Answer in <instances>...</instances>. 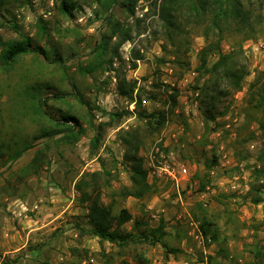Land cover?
<instances>
[{
  "label": "rangeland",
  "instance_id": "374dc122",
  "mask_svg": "<svg viewBox=\"0 0 264 264\" xmlns=\"http://www.w3.org/2000/svg\"><path fill=\"white\" fill-rule=\"evenodd\" d=\"M165 1L132 15L125 0H0L4 41L42 49L6 63L0 46V264H264V0H238L250 24L222 26L229 66L248 71L239 91L211 71L218 55L201 65L212 8L195 21L180 0L172 33ZM138 159L141 199L125 196ZM83 191L127 210L126 244L88 233ZM161 219L175 254L151 242Z\"/></svg>",
  "mask_w": 264,
  "mask_h": 264
},
{
  "label": "trees",
  "instance_id": "16d2710c",
  "mask_svg": "<svg viewBox=\"0 0 264 264\" xmlns=\"http://www.w3.org/2000/svg\"><path fill=\"white\" fill-rule=\"evenodd\" d=\"M125 5L129 9L132 15L135 14L134 5L138 0H125ZM186 3V2H185ZM188 12L192 14L196 20L201 19V15L206 14L209 9L214 11L213 21L216 26L217 36L219 37L217 42H210V34H206V39L208 44L203 48L201 52V65H207V58L211 54L218 55V61L213 65L211 71L222 70L224 78L229 82V84L236 90L239 91L242 88L243 81L248 75V71L244 69L234 68L229 66L230 54H226L221 50V42L223 37V24H226L225 27H230L229 23L234 22L235 25L243 28L250 24L249 13L244 10L243 5L238 0H215L209 2L207 0H187ZM184 5V1L180 0H166L160 9V14L162 13V20L165 22L166 27L174 33L175 31L181 30V25L176 16L180 13V8ZM63 7L67 8V3L63 4ZM212 8V10H211ZM0 46L3 47V59L6 63L13 62L18 56L28 53V52H38L42 51L41 48L33 47L30 41H21V42H11L7 43L4 41L0 33ZM42 53V52H41ZM135 60H141L142 58L137 56ZM136 66V65H135ZM254 86V85H253ZM135 86L126 82L125 80L119 85V94L123 97H128L131 99V102H134L136 109H140L141 100L139 97L136 99L133 96ZM60 97V96H57ZM141 111V110H139ZM143 117H152L146 116L141 112ZM63 121H57L60 126L64 125L69 127L70 121L75 119L71 116L63 118ZM70 128V127H69ZM66 131V130H61ZM61 131L56 132V134L61 133ZM20 155V154H19ZM17 155V157H19ZM135 159H133L134 161ZM148 170L143 167L142 160L138 159L131 169V182L132 185L130 188H126L125 196L134 197L141 199L146 196L152 188V185L148 181ZM82 201L87 203L88 210V220L89 228L88 233L97 236L101 240H107L115 243H124L133 237L131 234L125 235L122 234L118 227L130 221L131 216L127 210H122L118 217L112 215L111 209L106 207L100 202V196H93L92 193L83 191ZM117 226V228L114 227ZM205 236L208 235L207 230L201 227ZM165 232V221L161 219L159 225L151 231V242L159 243L166 250V253L175 254L177 250L169 248L164 242Z\"/></svg>",
  "mask_w": 264,
  "mask_h": 264
},
{
  "label": "built area",
  "instance_id": "2783aa9c",
  "mask_svg": "<svg viewBox=\"0 0 264 264\" xmlns=\"http://www.w3.org/2000/svg\"><path fill=\"white\" fill-rule=\"evenodd\" d=\"M161 169L164 170V172L169 176L170 179L174 180L178 184L182 181L181 178H184L188 175V169L185 167L176 169L172 166H166L165 168Z\"/></svg>",
  "mask_w": 264,
  "mask_h": 264
}]
</instances>
